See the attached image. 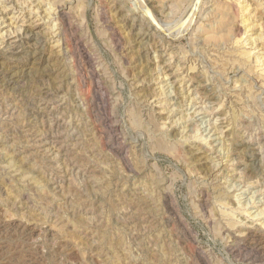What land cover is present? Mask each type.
I'll list each match as a JSON object with an SVG mask.
<instances>
[{"label":"rangeland","instance_id":"374dc122","mask_svg":"<svg viewBox=\"0 0 264 264\" xmlns=\"http://www.w3.org/2000/svg\"><path fill=\"white\" fill-rule=\"evenodd\" d=\"M1 5L0 264H264V0Z\"/></svg>","mask_w":264,"mask_h":264},{"label":"bare ground","instance_id":"6f19581e","mask_svg":"<svg viewBox=\"0 0 264 264\" xmlns=\"http://www.w3.org/2000/svg\"><path fill=\"white\" fill-rule=\"evenodd\" d=\"M149 6V5H148ZM6 11H8L7 10V8H6V6H2L1 5V0H0V24H4V27L5 26H9V25H11L12 23H13V21H11V19H13L12 17H7V12ZM29 27H30V29H28L27 30V32L26 33H32L33 31L31 30L32 28H34V27H32V25L30 24L29 25ZM17 29V28H16ZM9 32V31H8ZM34 34V33H33ZM169 36V35H168ZM171 37V36H170ZM18 41H21V38H19V40ZM22 43V42H21ZM19 79V78H18ZM14 82V81H13ZM17 83V82H16ZM15 83V84H16ZM199 108H197L196 110H198ZM202 110V109H201ZM198 114H201V112H200V110H198ZM200 123V122H199ZM202 125V124H201ZM213 125V124H212ZM211 125V126H212ZM208 127V125H205V127ZM210 126V125H209ZM209 127V130H208V134H210L212 137H213V135H215L216 133H215V129L217 128H215V127ZM204 129V128H203ZM217 131V130H216ZM214 140V139H213ZM215 140L216 141H218V143H219V140L217 139V138H215ZM217 143V142H216ZM261 151V150H260ZM259 151V152H260ZM256 152V153H253L252 155H251V158H256V155L258 154V155H262V152ZM258 155H257V157H258ZM263 157V159H264V156H262ZM255 158L253 159V160H255ZM261 158V157H260ZM249 163V162H248ZM260 163V162H259ZM258 194H260L259 193V191H257V192H255V193H253V196L255 197V198H257V199H259L258 200V203H262V204H264V196H258ZM249 200V199H248Z\"/></svg>","mask_w":264,"mask_h":264}]
</instances>
